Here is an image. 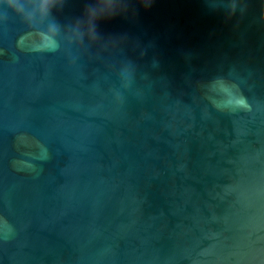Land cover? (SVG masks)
<instances>
[{"label":"water","instance_id":"95a60500","mask_svg":"<svg viewBox=\"0 0 264 264\" xmlns=\"http://www.w3.org/2000/svg\"><path fill=\"white\" fill-rule=\"evenodd\" d=\"M44 3L0 0V264H264V0Z\"/></svg>","mask_w":264,"mask_h":264},{"label":"clouds","instance_id":"9594fccd","mask_svg":"<svg viewBox=\"0 0 264 264\" xmlns=\"http://www.w3.org/2000/svg\"><path fill=\"white\" fill-rule=\"evenodd\" d=\"M105 10L110 16L127 15L131 9L132 0H102ZM210 11L216 12L218 9L211 6V0H205ZM51 0H45L43 5L44 11L48 10ZM135 3L142 6L144 9H148L152 6L153 0H135ZM90 19H94V14L90 13ZM36 52H56V46L54 42L49 41L43 48L33 49ZM244 101L242 99L240 106H243Z\"/></svg>","mask_w":264,"mask_h":264}]
</instances>
